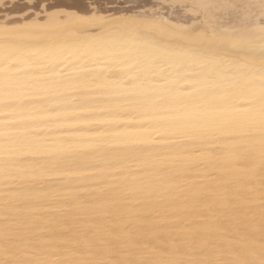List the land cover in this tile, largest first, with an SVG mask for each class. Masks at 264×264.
<instances>
[{"label": "bare ground", "instance_id": "bare-ground-1", "mask_svg": "<svg viewBox=\"0 0 264 264\" xmlns=\"http://www.w3.org/2000/svg\"><path fill=\"white\" fill-rule=\"evenodd\" d=\"M0 264H264V0H0Z\"/></svg>", "mask_w": 264, "mask_h": 264}]
</instances>
